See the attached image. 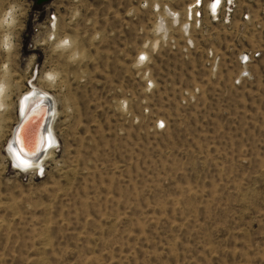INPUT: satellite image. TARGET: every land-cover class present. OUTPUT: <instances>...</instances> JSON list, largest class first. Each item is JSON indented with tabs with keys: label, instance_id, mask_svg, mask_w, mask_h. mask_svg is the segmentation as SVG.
Masks as SVG:
<instances>
[{
	"label": "rangeland",
	"instance_id": "rangeland-1",
	"mask_svg": "<svg viewBox=\"0 0 264 264\" xmlns=\"http://www.w3.org/2000/svg\"><path fill=\"white\" fill-rule=\"evenodd\" d=\"M193 1L0 0V264H264V0ZM33 85L39 173L5 150Z\"/></svg>",
	"mask_w": 264,
	"mask_h": 264
},
{
	"label": "bare ground",
	"instance_id": "bare-ground-1",
	"mask_svg": "<svg viewBox=\"0 0 264 264\" xmlns=\"http://www.w3.org/2000/svg\"><path fill=\"white\" fill-rule=\"evenodd\" d=\"M195 1L196 0H194L193 3ZM222 3L223 0H208L207 9L209 12L213 13L215 19H218L217 16L219 15ZM195 4L192 5V2L188 4L187 18H189V20H191L193 16H196L197 10L195 9ZM224 5L226 7L227 2ZM230 7L232 6L230 5ZM167 13L172 17L173 21L177 20L178 16L176 17L175 12L172 13V11L168 9ZM188 14H190V17H188ZM159 24V27L164 30L162 21H159ZM187 24L189 27L188 22H185L182 25H186V29H188ZM60 43L65 46L64 40ZM242 57L244 60L248 59L246 54H242L241 58ZM49 75L53 74L49 73ZM1 86L2 85L0 84V87ZM1 92L2 90H0V97ZM50 98L49 92L36 85H33L31 88H28L21 93L18 98L17 124L20 122L21 118L26 117L21 126L23 127V134L22 138H20L19 135L15 134L13 131L5 150L8 151L11 161L19 170L36 172L39 169H43V161L52 151H54L57 140L54 135L53 119L57 113V103L55 100L52 103ZM42 104H46L49 109H43Z\"/></svg>",
	"mask_w": 264,
	"mask_h": 264
},
{
	"label": "water",
	"instance_id": "water-1",
	"mask_svg": "<svg viewBox=\"0 0 264 264\" xmlns=\"http://www.w3.org/2000/svg\"><path fill=\"white\" fill-rule=\"evenodd\" d=\"M49 1H51V0H36V4H37V5H40V4L47 3V2H49ZM42 107H43V109H49V107L46 106V104H42ZM25 118H26V117L21 118L20 122H19V123L16 125V127L14 128V133L17 134V135H19L20 138H22L23 127H21V126H22V124L24 123ZM43 125H44V123H43ZM20 127H21V128H20ZM19 129H20V130H19Z\"/></svg>",
	"mask_w": 264,
	"mask_h": 264
},
{
	"label": "built area",
	"instance_id": "built-area-1",
	"mask_svg": "<svg viewBox=\"0 0 264 264\" xmlns=\"http://www.w3.org/2000/svg\"><path fill=\"white\" fill-rule=\"evenodd\" d=\"M226 2H227V5H226V7H225V9H226V14L229 15V13H230L231 10H232L231 7H230V5L232 6L233 3H232V1H229V0H227ZM197 4H198V3H197ZM198 15H199V14H198ZM54 17H55V15L52 14V15H51V18L54 19ZM51 27H52V28H55V21L51 23ZM245 61H246V60H244V58L242 57V58H241V62L244 63ZM39 172H42V170L38 171V173H39Z\"/></svg>",
	"mask_w": 264,
	"mask_h": 264
},
{
	"label": "snow or ice",
	"instance_id": "snow-or-ice-1",
	"mask_svg": "<svg viewBox=\"0 0 264 264\" xmlns=\"http://www.w3.org/2000/svg\"><path fill=\"white\" fill-rule=\"evenodd\" d=\"M65 43H67V41H65ZM141 59H144L143 57H141Z\"/></svg>",
	"mask_w": 264,
	"mask_h": 264
}]
</instances>
